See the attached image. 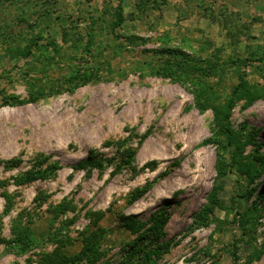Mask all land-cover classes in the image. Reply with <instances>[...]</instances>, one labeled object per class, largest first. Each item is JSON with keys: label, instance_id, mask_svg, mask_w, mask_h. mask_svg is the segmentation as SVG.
Here are the masks:
<instances>
[{"label": "rangeland", "instance_id": "obj_1", "mask_svg": "<svg viewBox=\"0 0 264 264\" xmlns=\"http://www.w3.org/2000/svg\"><path fill=\"white\" fill-rule=\"evenodd\" d=\"M242 73L264 91V0H0V238L12 237L18 214L33 219L30 250L0 241V264H37L58 246L79 254L96 223L105 229L96 264H264V99L240 100L231 117L253 175L236 166L220 180L214 113L196 105L201 85L226 101ZM10 96L37 100L5 104ZM132 135L134 168L114 174L117 146L107 142ZM90 154L106 166L73 168ZM44 156L60 163L56 176L16 185ZM216 184L218 208L198 225ZM161 207L170 219L160 236L121 226V214L147 220ZM167 241L168 252L147 255Z\"/></svg>", "mask_w": 264, "mask_h": 264}, {"label": "trees", "instance_id": "obj_2", "mask_svg": "<svg viewBox=\"0 0 264 264\" xmlns=\"http://www.w3.org/2000/svg\"><path fill=\"white\" fill-rule=\"evenodd\" d=\"M160 70L156 71V74H161ZM162 74H166L163 72ZM196 105L201 110L212 109L214 113V137L220 148L218 151V161L216 165L217 169V180L225 178L229 173H233L238 166L239 171H243L248 175H253L254 173V161H241L240 156V143L238 142V132L234 129L231 117L233 110L240 100H244V108H248L253 103L259 99H264V91L257 86L252 85L249 80L245 77V73L239 76V81L237 85L234 86L230 96L224 102H219V95L217 91L209 86H200L195 91ZM37 97H32L30 99H21L17 96L5 97V104L10 105H21L36 101ZM151 130L149 129L140 139L139 145L143 143L145 138L149 135ZM136 136L138 133H133ZM133 135L124 139H118L114 141H109L107 144H116L118 158L114 157L107 160V164L114 163L113 173H119L125 168H134L133 162L137 154V148L133 147L130 143L132 141ZM211 140V139H209ZM208 141V140H207ZM261 145H264L262 143ZM231 149L230 155L225 156V152ZM182 159L175 160L165 171H163L154 180L146 182L144 185L139 186L132 190L128 196V201L130 203H135L149 192L152 191L154 185L159 182L162 178L173 172L177 167L182 164ZM20 163L19 159L14 160L9 163L6 167L14 168ZM45 165V167H44ZM152 168H155L157 162L153 161L151 164ZM106 166L103 160L96 159L93 154H90L87 159L79 161L73 166L75 170H87L90 175L94 167L102 169ZM61 165L58 161L49 162V157L44 156L36 161V164L28 169L27 171L21 172L15 180L16 185H24L32 183L36 180L47 179L56 176ZM218 185L214 186V190L208 195L207 203L194 214V222L198 225H207L210 222V216L213 214L214 210L218 208L220 202V197L218 195ZM3 196L6 199V209L5 212L8 213L12 210L14 201L12 196L8 191L3 192ZM41 196L36 198V201L41 199ZM45 199L40 200L39 206L44 202ZM68 210L66 204L62 203L54 207V212L59 215L63 214ZM121 221V226L125 227L128 231L132 233H141L143 237L150 235L160 236L163 228L166 226L170 219V215L166 207H161L160 209L153 212L149 219L142 220L136 215H119ZM33 219H26L23 213L18 214L13 220L11 226L12 237L6 239L4 237L0 238L2 243L7 244L8 247L16 249L19 253H25L30 250L32 245V230L30 225ZM3 228L2 220L0 219V234ZM146 232V233H143ZM105 234V229L96 226L90 232L86 233L84 237V246L81 253L76 255H69L65 252L61 246L55 247L51 252H44L37 261V264H81L86 261V264H96L99 261L97 247L100 245L101 240ZM171 241H167L162 245H159L154 250L147 252V255H151L155 252L166 253L171 247ZM138 251L134 247L131 251L132 255L137 254ZM130 255V257H132ZM130 259V258H129Z\"/></svg>", "mask_w": 264, "mask_h": 264}]
</instances>
